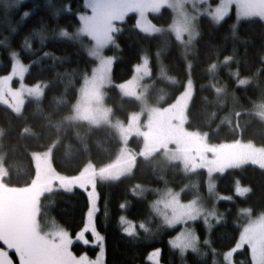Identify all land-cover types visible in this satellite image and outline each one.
Listing matches in <instances>:
<instances>
[{"label":"trees","instance_id":"trees-1","mask_svg":"<svg viewBox=\"0 0 264 264\" xmlns=\"http://www.w3.org/2000/svg\"><path fill=\"white\" fill-rule=\"evenodd\" d=\"M25 10L29 14L22 16ZM87 10L84 0H16L10 8L0 0V75L10 70L15 52L26 66L24 82L43 86L41 95L26 98L19 112L0 101V170L9 185L30 183L35 151L49 148L52 167L66 175L87 163L107 164L118 155L120 140L114 127L74 117L80 87L95 59L81 42L90 43L89 37H64L59 29L74 33L79 26L76 13ZM148 15L151 33L137 28L135 13L127 12L115 24L114 43L105 49L113 57L111 81L105 86L111 116L125 121L140 109V100L123 94L117 85L131 78L145 57L149 104H170L191 81L187 128L202 132L211 143L243 140L264 146V20H236L233 10L219 21L202 15L186 51L170 28L168 7ZM41 31L42 40L37 34ZM127 142L134 154L130 171L116 179L97 178L94 184V224L103 238L104 264H153L148 254L154 248L159 249L162 264H228L224 252L246 222L264 211V166L228 167L214 174L209 187L205 168L183 167L162 150L142 155L137 134ZM164 190L177 192L184 200L201 198L214 208L215 215L200 214L192 221L198 250L181 254L170 242L182 225H167L157 211ZM34 206L40 219H51L73 236L83 225L88 196L79 186L52 189L43 192ZM125 227L132 232H124ZM97 250V245L70 244L73 255L94 257ZM233 259L252 264L249 247L236 250Z\"/></svg>","mask_w":264,"mask_h":264},{"label":"rangeland","instance_id":"rangeland-1","mask_svg":"<svg viewBox=\"0 0 264 264\" xmlns=\"http://www.w3.org/2000/svg\"><path fill=\"white\" fill-rule=\"evenodd\" d=\"M218 3H221L226 12L225 15L233 10L236 20L250 17H258L264 20V15H262L264 13V0H134L135 11L129 12L135 13L136 19L137 15L143 14L153 29V24L150 22L148 15L149 12H157L161 7H168L172 12L170 28L187 51L190 49L189 45L196 35L198 18L204 15L212 19L209 11ZM117 21L119 20L113 21V23L116 24ZM109 45H111V42L103 47V56H112L105 51ZM16 59L18 58L16 57ZM94 59L93 69L80 87L79 97L74 107V117L85 119L93 124L103 123L110 125L112 128L114 127L115 129H113L117 132L120 140L117 157L112 162L100 166L87 163L79 172L66 175L59 173L52 167L49 148L43 151H35L32 154L35 164L34 176L30 183L24 185L7 184L2 178L0 170V194L15 193L23 195L29 192L35 193L32 199V209L42 232L51 233L57 228L63 227L55 224L51 219H45L44 217L40 219L38 217L34 206L38 197L43 192L52 189L71 190L73 187L79 186L73 185L71 189H64L61 187L63 181L78 180L95 184L97 178L116 179L129 172L134 163V154L128 148L127 141L132 134H137L142 139L139 151L142 155L147 156L156 150H162L169 158L179 160L183 167L195 168L200 166L205 168L208 174L209 187L215 178L214 174L228 167L247 163L264 166V146H258L243 140L211 143L202 132L186 127L185 111L191 96V81L186 82L183 90L170 104L164 106L149 104L146 101L147 83L145 81L149 70L145 57L136 64L131 78L117 85L123 94L140 100V109L132 112L125 121L113 118L110 107L105 103V86L111 81L112 61L102 62L99 57H94ZM23 78L24 75L20 76L16 69H12V65L7 73L0 75V101L15 112L21 110L26 98L39 97L43 89L41 84H29L24 82ZM91 187V185L86 186L89 190ZM83 189L85 190V188ZM156 208L164 221L166 217L172 218L174 216H182L188 219L184 223L176 222L172 224H181L182 226L171 240L183 228H191L196 235L192 221L198 215L212 216L210 213L215 215L214 208L209 204H205L201 198L184 200L179 197V193H172L169 190L162 191ZM87 209L83 225L75 235L71 236L66 229H63L69 234L70 244L73 241H79L84 244L98 246L94 257H89L85 253L73 255L77 259L83 255L86 260L92 261L96 260L98 253L101 252L102 241L95 240L91 231V227H95V212L92 216V224L85 228ZM193 210L196 211V216L191 218L189 214ZM96 232L99 233L97 230ZM78 233H81L80 237H78ZM99 235L102 237L100 233ZM85 240L87 243H85ZM244 245L249 247L252 264H261V252H264V211L246 222L236 242L224 252V261L228 264H238L234 262L233 253ZM0 250L5 252L6 258L11 261V264H19V257L15 250L9 249L3 241H0ZM158 250L154 248L148 254V258L153 264H162L158 259ZM100 259L104 264L103 252ZM213 264H216V262L213 261Z\"/></svg>","mask_w":264,"mask_h":264},{"label":"snow or ice","instance_id":"snow-or-ice-1","mask_svg":"<svg viewBox=\"0 0 264 264\" xmlns=\"http://www.w3.org/2000/svg\"><path fill=\"white\" fill-rule=\"evenodd\" d=\"M4 4L5 7L10 8L16 4V0H4ZM84 5L90 11L76 13L79 18V26L75 32L69 33L64 28H60L59 34L64 37L71 36L74 39H81L82 35H86L91 42H81L87 49V54L90 57H99L102 62H111L113 57L103 56L102 49L109 42L114 43L112 33L117 31L118 28L113 21L123 20L127 12L135 11L134 0H84ZM65 7L70 9L69 5ZM28 14V10H25L22 16ZM209 14L212 19L219 21L226 12L221 3H218L210 9ZM136 27L145 33H151L153 30L143 14L137 15ZM37 34L42 40V31ZM24 45H28V37H25ZM11 55L13 57L12 69H16L20 76H23L26 66L16 59L15 52ZM73 185H79L80 188H85L87 191L88 209L85 218V228H87L92 224V216L96 211L95 187L91 182L78 180H67L61 183V187L64 189H71ZM87 185L92 186L90 190L86 188ZM34 196V192L23 195L15 193L0 194V241H3L9 249L15 250L19 257V264H102L100 259L103 252L102 243L101 252L98 253L96 260L88 261L83 255L77 259L69 251L71 241L67 231L63 228H57L51 233L42 232L32 209ZM189 215L194 218L196 211L193 210ZM210 215L213 214L210 213ZM120 219L124 221L123 216ZM216 219L219 221L220 217H216ZM185 221H188V219L182 216H174L172 218L166 217L164 222L172 225L176 222L184 223ZM205 224L207 225V221H205ZM141 227H145L143 223ZM91 231L95 240L102 241L103 238L96 232L94 226L91 227ZM123 231L130 233L132 229L125 227ZM77 235L80 237L81 233ZM170 242L173 246L179 248L181 254L184 253L185 249L198 250L197 237L191 228H183ZM85 243H87L86 240ZM0 264H11L3 250H0ZM261 264H264V252H261Z\"/></svg>","mask_w":264,"mask_h":264}]
</instances>
